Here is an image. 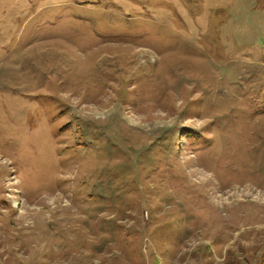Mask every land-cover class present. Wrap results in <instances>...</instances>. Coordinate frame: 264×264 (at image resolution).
<instances>
[{"label":"rangeland","instance_id":"374dc122","mask_svg":"<svg viewBox=\"0 0 264 264\" xmlns=\"http://www.w3.org/2000/svg\"><path fill=\"white\" fill-rule=\"evenodd\" d=\"M0 264H264V0H0Z\"/></svg>","mask_w":264,"mask_h":264}]
</instances>
